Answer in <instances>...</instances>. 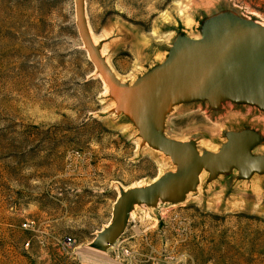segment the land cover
Here are the masks:
<instances>
[{
	"label": "rangeland",
	"instance_id": "obj_1",
	"mask_svg": "<svg viewBox=\"0 0 264 264\" xmlns=\"http://www.w3.org/2000/svg\"><path fill=\"white\" fill-rule=\"evenodd\" d=\"M223 12L242 24L230 18L205 35L201 21ZM85 17L112 73L133 86L218 32L263 33L264 0H85ZM161 135L207 157L244 138L255 159L264 156V107L183 100L169 105ZM142 136L104 91L74 0H0V264H264V171L233 164L204 173L179 204L135 207L112 248H90L120 190L178 172Z\"/></svg>",
	"mask_w": 264,
	"mask_h": 264
},
{
	"label": "water",
	"instance_id": "obj_2",
	"mask_svg": "<svg viewBox=\"0 0 264 264\" xmlns=\"http://www.w3.org/2000/svg\"><path fill=\"white\" fill-rule=\"evenodd\" d=\"M74 5L75 25L82 46L115 101L117 113L136 118L143 128V143L169 156L180 169L143 188L120 190L109 224L90 243L92 250L103 253L118 242L127 229L135 206H154L158 201L179 204L195 191L203 172L213 176L229 164L242 174L264 171V156L255 159L247 156L248 141L244 138H232L218 154L207 157L200 156L189 145L170 141L161 135L163 117L169 105L183 100L223 97L254 101L264 107V32L242 33L232 38L223 32L206 36L208 38L200 43L182 50L174 60L167 59L164 71L163 64H156L133 86H128L116 79L102 58L100 47L94 45L86 22L85 0H74ZM223 13H215L201 21L200 28L205 35L220 30L230 18L233 24H242L236 15L230 17L231 13ZM180 40L183 41L184 37ZM172 50L168 51L167 58H171Z\"/></svg>",
	"mask_w": 264,
	"mask_h": 264
},
{
	"label": "bare ground",
	"instance_id": "obj_3",
	"mask_svg": "<svg viewBox=\"0 0 264 264\" xmlns=\"http://www.w3.org/2000/svg\"><path fill=\"white\" fill-rule=\"evenodd\" d=\"M180 15H182L181 13H179ZM187 23L188 24H190V22H188L187 21ZM171 36V35H170ZM169 40V39H168ZM93 41V40H92ZM93 43H94V41H93ZM94 45H95V43H94ZM111 70V69H110ZM116 79L118 80V78L116 77ZM103 88H104V91H105V93H109V90H108V88L103 84ZM226 96H231V97H233L232 95H226ZM116 104H117V102H116ZM171 161L173 162V163H175L172 159H171ZM180 171V169H178V172ZM205 172H203L201 175H200V177L204 174ZM161 177V176H160ZM200 177L198 178V180L200 179ZM159 178V177H158ZM158 178H156V179H158ZM197 180V181H198ZM135 207H137V206H135ZM134 207V208H135ZM130 216H131V213H130ZM109 224V223H108ZM107 224V225H108ZM107 225L105 226V228L107 227Z\"/></svg>",
	"mask_w": 264,
	"mask_h": 264
},
{
	"label": "built area",
	"instance_id": "obj_4",
	"mask_svg": "<svg viewBox=\"0 0 264 264\" xmlns=\"http://www.w3.org/2000/svg\"><path fill=\"white\" fill-rule=\"evenodd\" d=\"M29 225L30 224H24L23 228H27V227H29ZM31 225H32V223H31ZM66 242L68 243L69 246L71 245V240L67 239Z\"/></svg>",
	"mask_w": 264,
	"mask_h": 264
}]
</instances>
